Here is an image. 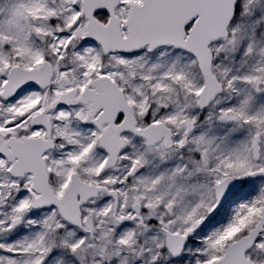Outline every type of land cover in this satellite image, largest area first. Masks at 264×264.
<instances>
[{"label": "snow or ice", "instance_id": "snow-or-ice-1", "mask_svg": "<svg viewBox=\"0 0 264 264\" xmlns=\"http://www.w3.org/2000/svg\"><path fill=\"white\" fill-rule=\"evenodd\" d=\"M0 264H264V0H0Z\"/></svg>", "mask_w": 264, "mask_h": 264}]
</instances>
